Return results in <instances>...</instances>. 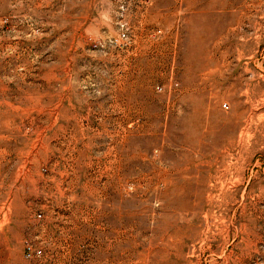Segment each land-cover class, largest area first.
I'll list each match as a JSON object with an SVG mask.
<instances>
[{
	"label": "rangeland",
	"instance_id": "374dc122",
	"mask_svg": "<svg viewBox=\"0 0 264 264\" xmlns=\"http://www.w3.org/2000/svg\"><path fill=\"white\" fill-rule=\"evenodd\" d=\"M0 264H264V0H0Z\"/></svg>",
	"mask_w": 264,
	"mask_h": 264
},
{
	"label": "built area",
	"instance_id": "2783aa9c",
	"mask_svg": "<svg viewBox=\"0 0 264 264\" xmlns=\"http://www.w3.org/2000/svg\"><path fill=\"white\" fill-rule=\"evenodd\" d=\"M224 107H228L227 103H223ZM38 216H40V213H38ZM41 252L40 248L37 247H31V245L27 244L26 245V256H31L33 254H39Z\"/></svg>",
	"mask_w": 264,
	"mask_h": 264
}]
</instances>
